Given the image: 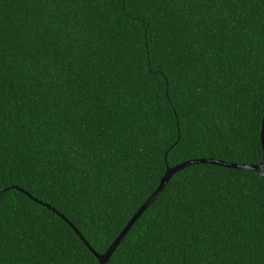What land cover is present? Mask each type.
I'll return each mask as SVG.
<instances>
[{"label":"trees","instance_id":"trees-1","mask_svg":"<svg viewBox=\"0 0 264 264\" xmlns=\"http://www.w3.org/2000/svg\"><path fill=\"white\" fill-rule=\"evenodd\" d=\"M263 108L264 0H0V264H100L74 228L256 164ZM104 264H264V177L174 172Z\"/></svg>","mask_w":264,"mask_h":264},{"label":"water","instance_id":"water-1","mask_svg":"<svg viewBox=\"0 0 264 264\" xmlns=\"http://www.w3.org/2000/svg\"><path fill=\"white\" fill-rule=\"evenodd\" d=\"M259 139H260V160L256 164L230 163V162H226V161L219 160V159L204 157V158L189 159V160L183 161V162H181L175 166L167 167L163 176L160 178V181H159L157 187L155 188V190L143 201V203L138 207V209L135 211V213L131 216V218L128 220V222L122 228V230L119 232V234L115 237V239L112 241V243L101 254L95 252L93 250V248H91V246L85 241L84 237L75 228H74V230L77 233V235L81 238V240L84 242V244L96 256L99 263L104 264L109 259V256L113 252L114 248L119 243V241L122 239V237L125 235V233L130 228V226L135 221V219L148 206V204L151 203V201H153L157 197L159 192L163 189V187L166 185L167 181L169 180V178L172 176V174L174 172H176V171H178L184 167H187L189 165H192V164L211 163V164H216V165H220V166L252 170V171L256 172L257 174H259L260 176L264 177V108H263L262 118H261V122H260ZM7 188H9V187H5V188L0 189V190H4ZM18 189L27 194V192L22 190L21 188L18 187ZM27 195L29 197L33 198L30 194H27ZM33 199L36 200L35 198H33Z\"/></svg>","mask_w":264,"mask_h":264}]
</instances>
